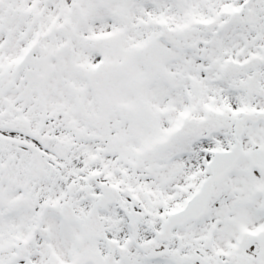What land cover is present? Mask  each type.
<instances>
[{
	"label": "snow or ice",
	"instance_id": "6c2138e0",
	"mask_svg": "<svg viewBox=\"0 0 264 264\" xmlns=\"http://www.w3.org/2000/svg\"><path fill=\"white\" fill-rule=\"evenodd\" d=\"M0 264H264V0H0Z\"/></svg>",
	"mask_w": 264,
	"mask_h": 264
}]
</instances>
